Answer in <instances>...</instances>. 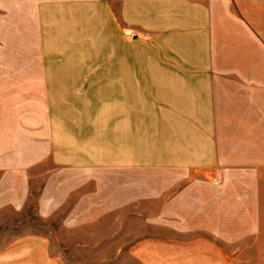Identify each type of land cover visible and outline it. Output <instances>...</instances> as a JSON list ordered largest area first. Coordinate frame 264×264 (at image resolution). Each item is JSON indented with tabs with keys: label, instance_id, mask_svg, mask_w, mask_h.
<instances>
[{
	"label": "crops",
	"instance_id": "obj_1",
	"mask_svg": "<svg viewBox=\"0 0 264 264\" xmlns=\"http://www.w3.org/2000/svg\"><path fill=\"white\" fill-rule=\"evenodd\" d=\"M0 7L39 56L0 110V264H264V0ZM71 38L106 58L45 62Z\"/></svg>",
	"mask_w": 264,
	"mask_h": 264
},
{
	"label": "rangeland",
	"instance_id": "obj_2",
	"mask_svg": "<svg viewBox=\"0 0 264 264\" xmlns=\"http://www.w3.org/2000/svg\"><path fill=\"white\" fill-rule=\"evenodd\" d=\"M31 32L32 23H23L21 8L0 7V110L5 105L6 96H9L10 99L8 101L12 104L16 105L20 103V96L24 88L20 83V79L22 78L20 74L22 72L19 66L23 62L37 61L39 57L37 54L32 55ZM76 33L81 35V32L76 31ZM70 41L72 44L63 46L64 53H57L58 47L52 46V50L47 47L49 52L47 51V54L44 56L45 62L60 63L62 65H70L72 63H102L106 58L101 47H94L91 50L86 45L89 41L85 38H71ZM5 64L14 65V70H6L5 67H2ZM63 89V95L67 94L64 93ZM80 90L82 89L80 88ZM109 250V248H106L103 253L99 252L96 255H92L91 261L97 262V260L100 261L103 258L110 257Z\"/></svg>",
	"mask_w": 264,
	"mask_h": 264
}]
</instances>
